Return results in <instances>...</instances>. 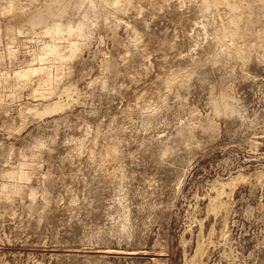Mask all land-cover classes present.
Listing matches in <instances>:
<instances>
[{
	"label": "rangeland",
	"instance_id": "374dc122",
	"mask_svg": "<svg viewBox=\"0 0 264 264\" xmlns=\"http://www.w3.org/2000/svg\"><path fill=\"white\" fill-rule=\"evenodd\" d=\"M0 264H264V0H0Z\"/></svg>",
	"mask_w": 264,
	"mask_h": 264
}]
</instances>
